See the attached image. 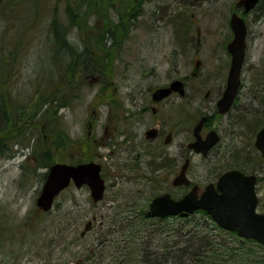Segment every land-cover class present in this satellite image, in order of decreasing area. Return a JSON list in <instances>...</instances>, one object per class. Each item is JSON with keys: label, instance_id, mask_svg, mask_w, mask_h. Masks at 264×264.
<instances>
[{"label": "rangeland", "instance_id": "obj_1", "mask_svg": "<svg viewBox=\"0 0 264 264\" xmlns=\"http://www.w3.org/2000/svg\"><path fill=\"white\" fill-rule=\"evenodd\" d=\"M17 1L0 0V48H15L19 55L14 68L8 70L11 80L0 82V90L2 84H8L12 100L21 107L11 131L0 136V144L8 146L0 153V264H96L86 259L87 251L95 253L108 236L126 237L127 212L146 209L150 198L162 191L177 193L172 171L184 160L181 148L189 140L183 124L177 126L168 147V152L176 153L177 162L173 160L169 166L171 154H160L152 143L143 140L151 122L135 124L130 130L123 128L130 84H143L148 94L152 87L192 72L196 59H200L197 75L188 80L189 103L178 99L168 109L174 112L171 120L181 122L187 116L195 119L211 112L212 99L229 73L231 59L226 46L232 39L230 18L232 12H238V0H86L81 3L84 10L77 26L69 25L62 3L58 15L62 31L69 25L66 32L70 43L64 46L66 56L54 59L56 71L63 72L66 60L74 63L76 57L70 59L73 55L67 52L73 47L85 49L83 42L88 38H92L89 45L93 50L90 54L86 50V54L92 57L93 66L75 86L64 87L62 101L51 104L44 115L36 87L39 82L44 84L45 74L53 69L50 54L61 53L60 45H48V21L53 14L36 13L35 18H29L33 4L41 0ZM261 2L248 14H240L248 25V35L242 86L231 111L237 122L228 128L224 121L213 125L223 137V146L227 145L223 149L225 167L253 151L255 129L264 121V0ZM4 10L7 12L2 16ZM22 15L24 23L33 22L24 36L26 41L6 43L18 37ZM52 37L55 39V34ZM72 71L67 76L76 80ZM8 133L17 139L4 142ZM127 133L133 134L130 152L124 138ZM32 148L48 150L60 161L84 158L103 164L106 198L94 203L89 188L70 185L50 211H42L36 201L45 167L34 163ZM213 160L198 154L192 157L194 180L211 175L214 165L220 164ZM120 207L127 212H121V223L113 228L107 216ZM206 229L218 241H232L225 231L214 226ZM234 238L239 246L240 240ZM238 250L243 262L264 257V247L253 242L242 243Z\"/></svg>", "mask_w": 264, "mask_h": 264}, {"label": "trees", "instance_id": "obj_2", "mask_svg": "<svg viewBox=\"0 0 264 264\" xmlns=\"http://www.w3.org/2000/svg\"><path fill=\"white\" fill-rule=\"evenodd\" d=\"M53 1V3H51ZM86 0H41L33 4L32 11L33 15H29V18H35V14H53L50 21H48V31L51 46L53 48H59L60 45V55L50 54L51 68H53L49 73L45 74L43 78L44 84L39 82L36 87V94L40 96L41 107H43L42 114L51 107V104L57 103L59 100L62 101L61 91L67 89L71 85H76L81 78L87 77L90 68L93 66L92 57L86 54V50L91 52V39H85L84 48L80 50L78 48H71L67 54L72 53L70 59L76 60L74 63L64 64V69L62 73L56 71L57 64L54 63L55 58L62 59L66 55V49L64 46L69 44L67 37V29L69 25H79L77 19L80 13H83L84 8H82L81 3ZM138 1V0H137ZM16 2H18L16 0ZM64 4V9L68 18H70V24L66 26V30L62 31V19L58 15L59 7ZM8 9L7 11H9ZM6 10H4L2 16L6 15ZM31 11V12H32ZM35 11V12H34ZM131 15V13H130ZM14 16V15H13ZM13 16H7L13 17ZM23 16V15H22ZM41 17V16H40ZM28 18V19H29ZM33 22L29 21L27 24L24 23L19 29L18 37L15 39L7 40L6 43L11 44L20 43L26 41L24 36L28 33L26 32L29 25ZM177 27L179 28L180 25ZM22 30V31H21ZM67 31V32H66ZM52 33L55 34V39L52 37ZM5 35V34H4ZM24 38V39H23ZM184 38V37H183ZM108 39V37H107ZM90 44V45H89ZM67 46V45H66ZM91 57V58H90ZM19 55L15 48L6 47V45H1L0 48V82L10 81L12 74L8 73L9 69H13L18 60ZM7 69V70H5ZM70 70H73L71 74H77V79L68 78L67 74ZM67 76V77H66ZM69 79V81H68ZM39 81V80H38ZM68 81V82H67ZM67 82V83H66ZM47 85L46 89H43V85ZM45 85V86H46ZM68 85V86H67ZM3 90H0V136L7 131L10 132L11 124H15L17 111H20L21 107L15 103L13 97L10 95L11 89L8 88V84H2ZM49 88V90H47ZM42 97V98H41ZM62 103V102H61ZM59 130V129H58ZM60 132V130H59ZM16 136L13 134H7L4 140L13 139ZM62 145V144H59ZM8 146L0 144V153L4 151ZM33 149L32 158L34 163H38L40 167H49L51 164L56 162L58 158L49 154L48 150L44 149ZM58 161H60L58 159ZM86 161L84 158L77 160H72L71 162H83ZM45 177V173H42ZM120 216V215H119ZM128 226L125 230L129 231L126 237L122 235H115L113 237L108 236L103 241H100L97 251L95 253L88 252L87 260L91 263L99 262L103 264H264V257L260 260H252V262H243V257L238 250L239 246L234 244L235 234L232 232H226L232 241L227 239L217 240V236L211 234V232L202 230L200 227H190L188 223L183 222L181 225H177L176 231H173L168 226H158L153 223L147 222L144 219V212L142 209L138 210L137 215H128ZM124 221V220H123ZM121 223V217H115L114 221H111V225H119ZM6 230L9 226H2ZM2 232H5V229ZM110 228V232L112 229ZM5 230V231H4ZM114 231H118L115 229ZM109 233V232H108ZM2 238V237H1ZM91 258V259H90Z\"/></svg>", "mask_w": 264, "mask_h": 264}, {"label": "flooded vegetation", "instance_id": "obj_3", "mask_svg": "<svg viewBox=\"0 0 264 264\" xmlns=\"http://www.w3.org/2000/svg\"><path fill=\"white\" fill-rule=\"evenodd\" d=\"M262 3V2H261ZM260 3V4H261ZM259 4V5H260ZM259 5H257L252 10L256 9ZM239 14H248L250 11H246L242 6H236ZM251 10V11H252ZM233 13V12H232ZM231 27V26H230ZM200 33V30H198ZM180 46V45H179ZM227 48V46H226ZM228 51V49H227ZM228 54L231 59V54L228 51ZM201 63L200 59H196V65L198 68H193L192 72L187 73L185 76H179L172 78L170 81L163 85L154 86L152 89H150L147 92L145 91V88L143 84H130V88L127 92L129 105L125 109V123L123 128L128 127V129H132L133 126L136 124L138 126L140 125H147V123H150L149 126H146V130L144 132L143 140L150 142L153 144V150H157L162 153V151L165 154H168L170 157V163L169 166H172L173 160L174 162H177V156L176 153L171 152L168 147L170 146L171 139H173V135L175 134V128L177 126H180L183 124V126L188 130L189 137L187 142L184 144V148H181V156H184V160L181 162L179 169L174 166L172 174H174V177L172 178V185L175 190H177V193H172L169 190L162 191L153 197H156L158 195L164 194L169 192L171 196L175 199H180L183 196L190 193L193 189L197 194V197L200 198L202 193L206 190V187L210 184H212L217 189V182L219 177L228 170H239L243 174L247 176H254L255 177V192L257 195V205L256 210L259 214H264V156L261 152V150L256 146V139L257 134L259 131L264 127V121L260 125V121L258 123V127L255 129V133L252 139L251 143V151L249 155L243 156L241 161L233 162L232 166H227L226 162L222 163L224 161V154H225V148L226 146H223L222 144V135L218 131L217 128L213 127L215 121H221L225 122L227 128L229 125L233 126L237 122V116H233L231 114L232 109L234 106H236V102L239 99L240 89L242 86V80L240 83V89L237 92V95L234 98V101L231 105V107L226 111H220L218 102L223 96L224 89L226 87L227 79L222 83V85L218 89V94L212 99L213 108L211 112L205 111L200 114V116L196 117L195 119L189 118L188 116L184 119L183 122L180 120L178 121H172L171 118L174 114L173 111L168 109V106L174 105V101L177 102L179 99L181 102L186 100L190 101L191 95L188 89V80L193 78L197 75L199 71V64ZM180 79L183 82V88L184 92L181 93L178 90H172L169 95L164 96L160 99L154 98V92L158 87L161 86H169L173 80ZM144 89V90H143ZM175 104V107L177 105ZM173 103V104H172ZM170 104V105H169ZM210 107V106H209ZM179 108V107H178ZM164 111V112H163ZM168 115V116H167ZM203 120V121H202ZM202 122V123H201ZM201 123L200 127L197 130L198 125ZM125 130V129H124ZM124 132V131H123ZM216 134L218 136V140L211 145L205 152L204 151H198L195 149L194 143L200 139V141H204L208 138L210 134ZM133 137V134L127 133L124 135V138L126 139V147H128V150L130 152V139ZM210 139V138H209ZM134 143V140H133ZM198 154L202 156L203 158H210L214 157L213 161H220V164H215L213 168L215 170L212 171L211 175L205 179V180H194V176L191 174V160L192 157ZM167 158V157H166ZM235 159V157H233ZM185 167V176L189 179V183H183V184H174L173 181L176 178L177 175L181 172L183 166ZM104 165L102 164V169ZM106 179V178H105ZM107 180V179H106ZM108 188V186H107ZM220 191L219 189H217ZM180 192V194H179ZM115 197V196H113ZM151 197V198H153ZM106 198V192L103 197V200ZM150 198V200H151ZM117 199V198H115ZM99 203V202H94ZM150 210V201L148 203V206L146 209H142L144 212V219L147 220V222L153 223L158 226H168L173 231H176L179 225H181L183 222L188 223V225L192 228L203 226L207 227L208 225L215 226V228H219L220 230L225 231L226 229L218 226L215 221L212 219L211 214H209L205 209L199 207L195 208L192 211L187 212V214H175V215H148L147 212ZM127 212L125 209L119 210H113L112 214L107 216V219H110V221H114L115 217L119 218L121 215V212ZM137 215L136 211L133 212H127V215ZM170 220V222H168ZM178 223V224H177ZM90 223L88 222L86 226H89ZM178 225V226H177ZM228 232L234 233L238 239L241 242H253L259 246L260 243L255 238H244L240 236L239 234V227H236L233 231L226 230ZM84 232H82V235Z\"/></svg>", "mask_w": 264, "mask_h": 264}, {"label": "water", "instance_id": "obj_4", "mask_svg": "<svg viewBox=\"0 0 264 264\" xmlns=\"http://www.w3.org/2000/svg\"><path fill=\"white\" fill-rule=\"evenodd\" d=\"M260 0H239L238 5H243L246 10L256 6ZM231 27L234 37L228 44L232 54L231 66L228 73L227 86L223 96L218 102L220 111L228 110L238 92L240 86L241 68L245 58L247 26L244 19L233 14ZM172 90L184 92L183 82L175 80L169 87H159L154 92V98L160 99L168 95ZM203 121V120H202ZM202 123V122H201ZM201 123L198 125L200 127ZM210 138V139H209ZM218 140L214 133L210 134L204 141L198 139L194 145L196 150L206 151ZM256 146L264 156V127L257 134ZM183 166L179 175L173 183H189L185 176ZM78 187L88 184L94 201H99L104 196L105 180L101 176V164L89 161L78 164L57 162L53 164L47 173L45 182L37 198V204L44 210L52 208L56 196L71 182ZM254 176H247L239 170H228L224 172L217 182V189L212 184L198 198L194 189L180 199H175L169 192L154 197L150 203L148 215H185L195 208H204L223 227L235 229L239 227V233L246 237H255L264 243V215L255 213L256 195L254 190Z\"/></svg>", "mask_w": 264, "mask_h": 264}]
</instances>
